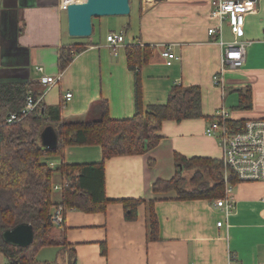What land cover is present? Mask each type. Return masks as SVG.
<instances>
[{
	"label": "crops",
	"instance_id": "0c3cea01",
	"mask_svg": "<svg viewBox=\"0 0 264 264\" xmlns=\"http://www.w3.org/2000/svg\"><path fill=\"white\" fill-rule=\"evenodd\" d=\"M213 1H137L134 16L118 17L117 22L124 25L122 32L109 31L104 36L103 19L96 18L92 37L73 38L68 34L63 0H0V85H27L29 93L38 94L47 107L62 103L65 121L87 119L101 100L107 101L113 120L135 116L136 74L128 67L129 45L149 47L153 52L139 72L145 106L167 103L175 85L198 86L202 93L203 118L166 121L153 150L106 160L105 194L110 201L106 211L68 210L63 226H55L52 232L53 239L66 245L42 249L36 257L39 263L69 264L74 252L77 264H264V182L236 183L229 217L216 205L217 200H180L175 192L153 191L157 181L176 176V154L221 160L218 141L206 135L209 119L219 110H228L238 123L264 119V0H257L256 11L246 18L240 38L248 43L244 66L227 67L224 72V48L208 34L218 24L210 18ZM222 28L223 42L232 43L227 21ZM110 33L124 35V46L117 54L107 43ZM166 45H173L180 62L166 64L161 55ZM76 46L85 49L60 71L61 50ZM37 68H43V73ZM59 73L61 80L46 90L41 78ZM220 75L222 85L218 86L214 78ZM246 90L252 103L247 110L239 108L241 92ZM67 93L73 94L68 102ZM44 159L56 169L62 162L100 163L103 156L97 146H76L66 148L63 160ZM62 184V175L55 172L56 204L62 200ZM120 200H142L135 220H126ZM152 202L159 223L157 240L150 239ZM0 264H7L3 254Z\"/></svg>",
	"mask_w": 264,
	"mask_h": 264
},
{
	"label": "trees",
	"instance_id": "16d2710c",
	"mask_svg": "<svg viewBox=\"0 0 264 264\" xmlns=\"http://www.w3.org/2000/svg\"><path fill=\"white\" fill-rule=\"evenodd\" d=\"M84 49L85 46H76L61 50L60 71H65L74 55ZM152 53L149 47L141 48L139 45L126 48L128 67L136 74L137 110L132 119L113 120L107 101L101 100L94 104L90 117L85 120L65 121L62 103L57 107L40 104L26 118L8 124L11 115L21 116L30 90L24 84L0 85V254L4 255L7 264H40L36 257L42 249L66 245L63 240L52 237L56 226L53 211L57 207H63L64 216L73 209L85 214L106 211L110 203L105 194L106 160L142 156L153 150L161 141L160 131L166 121L180 123L204 117L202 93L198 86L175 85L167 103L144 105L139 72L150 61ZM239 108H252L249 90L241 92ZM209 120L213 122L215 116ZM48 127H52L57 135V146L53 150L42 144V134ZM76 146L99 147L102 162L74 165L62 162L59 168L54 169L51 163L43 161L48 157H61L63 160L66 148ZM175 163L178 169L176 176L170 181H157L153 185L154 193L175 192L180 200L213 201L224 196L221 160L188 159L176 154ZM149 164L153 166L154 162L150 160ZM55 172L63 178L60 204L53 200ZM120 203L124 206L126 220H135L142 200H120ZM153 204L149 231L150 239L157 240L159 223ZM23 224L31 225L36 233L33 245L13 247L3 241L5 231ZM71 253L69 264H77L75 253Z\"/></svg>",
	"mask_w": 264,
	"mask_h": 264
},
{
	"label": "built area",
	"instance_id": "2783aa9c",
	"mask_svg": "<svg viewBox=\"0 0 264 264\" xmlns=\"http://www.w3.org/2000/svg\"><path fill=\"white\" fill-rule=\"evenodd\" d=\"M72 2L63 0V9L67 10L68 5ZM256 8L257 0H214L212 2L210 18L217 21L218 24L209 29L208 34L224 48L223 72L227 67L241 68L244 66L248 43L241 41L240 38L244 33L247 16L253 14ZM224 21L228 22L234 36V41L230 44H225L222 39ZM107 43L114 54H117L118 50L124 46V35L110 33L107 36ZM161 55L168 66L181 61V57L174 51L173 45L164 46ZM37 69L43 73V68ZM61 78L62 73L55 76L45 75L41 78V82L48 90L57 84ZM214 82L218 86L222 85V75L215 76ZM72 97V93H67L66 102L71 101ZM40 104V97L35 98L32 93H29L21 116L11 115L7 123L14 124L26 118ZM206 135L216 139L221 150L225 194L216 201V205L229 217L235 206L233 193L236 183L264 182V119L250 120L240 125L234 122L229 111L223 108L215 115V120L210 123ZM50 166L55 167L53 163ZM54 189L58 190L59 187L55 186ZM53 221L58 227L63 225L62 206L53 211ZM218 226L221 227L222 223H219Z\"/></svg>",
	"mask_w": 264,
	"mask_h": 264
},
{
	"label": "water",
	"instance_id": "95a60500",
	"mask_svg": "<svg viewBox=\"0 0 264 264\" xmlns=\"http://www.w3.org/2000/svg\"><path fill=\"white\" fill-rule=\"evenodd\" d=\"M131 0H85L72 2L67 7L68 34L73 38H90L93 35V20L103 17H125L131 15ZM42 144L55 149L57 135L52 127L42 134ZM36 233L31 225L23 224L3 233L4 242L13 247H28L34 244Z\"/></svg>",
	"mask_w": 264,
	"mask_h": 264
},
{
	"label": "rangeland",
	"instance_id": "374dc122",
	"mask_svg": "<svg viewBox=\"0 0 264 264\" xmlns=\"http://www.w3.org/2000/svg\"><path fill=\"white\" fill-rule=\"evenodd\" d=\"M78 1V0H76ZM137 1H142V0H131V10H132V13H131V16H134V13H135V3L137 4ZM152 1V0H150ZM154 1V0H153ZM129 17V16H128ZM127 16L125 17H121V18H128ZM103 28H102V34L104 36H106V34L109 32V31H115V32H122L124 30L123 28V23L122 22H117L118 17H103ZM98 29L96 28V33H97ZM43 161L46 163L49 161L48 160H45L43 159ZM57 169V168H56ZM187 174V173H186ZM185 175V173H184ZM188 178H190L191 176L187 175ZM55 191H58V190H55ZM63 226V225H62ZM57 227V226H56ZM46 252V251H44ZM44 254V253H43ZM45 256L43 255L42 258H44ZM40 264H45V263H40Z\"/></svg>",
	"mask_w": 264,
	"mask_h": 264
},
{
	"label": "bare ground",
	"instance_id": "6f19581e",
	"mask_svg": "<svg viewBox=\"0 0 264 264\" xmlns=\"http://www.w3.org/2000/svg\"><path fill=\"white\" fill-rule=\"evenodd\" d=\"M68 1H69V2H72V1H73V2H74V1H75V2H83V1H85V0H78V1H76V0H68Z\"/></svg>",
	"mask_w": 264,
	"mask_h": 264
}]
</instances>
